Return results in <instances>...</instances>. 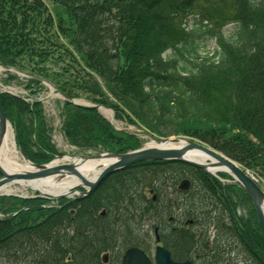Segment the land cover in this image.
Wrapping results in <instances>:
<instances>
[{"label": "trees", "instance_id": "1", "mask_svg": "<svg viewBox=\"0 0 264 264\" xmlns=\"http://www.w3.org/2000/svg\"><path fill=\"white\" fill-rule=\"evenodd\" d=\"M217 4L233 16L207 8ZM191 17L193 31L182 27ZM229 24L234 30L226 36ZM209 41L217 47L201 54ZM0 66L26 74L32 94L47 81L70 99L86 94L108 105L106 87L118 102L111 104L116 118L131 121L128 108L160 137L197 139L264 185V0H0ZM6 75L7 82L20 79ZM0 105L19 149L34 164L49 163L58 151L42 102L3 92ZM61 117L64 137L79 149L121 154L142 145L96 109L65 101ZM219 176L185 162L150 161L53 207L42 208L52 202L39 197L2 196L0 264H105V252L107 264H121L126 249L149 250L147 224L176 261L228 264L233 245L264 264L252 202ZM184 179L191 187L181 191ZM242 205L247 215L239 213ZM211 224L218 231L212 240Z\"/></svg>", "mask_w": 264, "mask_h": 264}, {"label": "water", "instance_id": "2", "mask_svg": "<svg viewBox=\"0 0 264 264\" xmlns=\"http://www.w3.org/2000/svg\"><path fill=\"white\" fill-rule=\"evenodd\" d=\"M65 99L67 98L65 97ZM67 100L70 103L77 106L91 107L100 110V106L98 105L82 104L80 102L71 99H67ZM8 127L10 128L12 127L11 123L7 120L3 112V109L0 105V144L6 135ZM180 140L183 139L168 138L163 140V142L167 143L170 141L172 143H176L179 142ZM183 141H186L187 145L181 147L180 149H160V148H154V147L148 148L142 146L137 150L130 151L124 154L102 153L99 155L90 156L86 159H100L103 156H111L114 158V161L109 165H107L94 181L85 178L81 173H79V171H77L73 167V165L65 164L58 167H50L51 163L47 165H36L31 163L26 157V155L23 152H21L23 157L27 159L32 164V166L35 167L36 170L24 172V173H7L0 165V175H1L0 189L6 184L18 180H34V179L46 178L58 173L62 169L73 173V175L79 178L81 184L76 186L74 189L76 188L84 189L85 191L83 192L82 197H85L89 195L92 191H94L110 174L120 170H124L137 163L150 162V161H180V162H185L201 170L207 171L214 175L217 173H225L233 177L234 181L244 189L249 199L251 200L256 212V216L261 229L262 236L264 238V213H263L264 190L259 185L258 181L254 178V176L248 170L241 167L235 161L231 160L230 158L226 157L224 154L212 149L211 147L205 144L192 140L189 141L183 140ZM190 150L201 151L206 156L205 161L199 162L186 158L185 154ZM222 168H227L229 169L230 172L222 171L221 170ZM213 169L216 171V173L212 171ZM190 185L191 184L188 180H184L182 181L179 188L180 190L186 191L190 188ZM78 192L79 191L74 190L73 194H77ZM37 193L39 194L40 197L46 200H58L69 197L67 195L52 197V196L44 195L41 192H37ZM5 195L21 197L19 195H15L12 193H8ZM123 264H152V261L148 258V256L143 250L139 248H131L125 253V256L123 258ZM155 264H192V262L191 261H186L182 263L175 262L172 259L171 254L168 250L158 246L156 248Z\"/></svg>", "mask_w": 264, "mask_h": 264}, {"label": "rangeland", "instance_id": "3", "mask_svg": "<svg viewBox=\"0 0 264 264\" xmlns=\"http://www.w3.org/2000/svg\"><path fill=\"white\" fill-rule=\"evenodd\" d=\"M48 7L52 10L55 5L52 3H48ZM211 9L209 6L207 7L210 12L213 11L215 13L218 12L219 15L221 16H229L232 17V9L228 7L225 4H217V5H210ZM216 14V13H215ZM178 26V24H177ZM195 22L193 21V18L191 17V21L189 23H183L182 27L185 28L186 30L193 31L195 28ZM224 33L226 36L231 34L234 30V26L229 24L225 26L223 29ZM217 47L215 41H209L206 44L202 43V45L199 46L198 51L201 54H205L207 52H212L215 48ZM171 52H167L165 56L170 54ZM6 69L0 66V91H10L16 95L26 97L28 100L34 101V99H38L42 101L45 116L47 119V122L49 126L52 128V140L55 143V147L58 151V153L64 155H72V156H82V157H87L90 155H97L100 153V149L98 150H93V149H79L76 146H73L69 144L64 137V134L62 133L61 127H62V117H61V110L63 107V99L58 93L53 89V86L45 83L44 88L41 91H38L36 94H32L31 90L26 88V75H23L22 73H17L15 71H12L14 74L17 73L18 76L20 77L19 80H13L10 82L5 81L7 75H6ZM100 85L103 87V82L101 79H98ZM104 92L107 95L108 98V105L107 104H101L103 109H107L111 112L110 116H106L103 111L101 110V113L103 116H105L114 126V129L116 131H123V132H128L132 134H136L138 138L141 141V144L144 145L145 143L149 142V139H161L162 137L156 135L155 133H152L149 129H147L144 125H142L135 117V115L128 109V108H122L125 113H127L129 116L132 117L131 121H126V120H120V119H115V110L113 104H117V100L108 92L106 87H103ZM79 99L81 102L85 103H93L92 101L89 100L88 97H86V94H83L82 97L76 98ZM110 103V104H109ZM123 105V104H122ZM122 107V106H121ZM15 134V133H14ZM15 136V135H14ZM174 138H183V139H188L190 140L191 138L186 137V136H172ZM15 138V137H14ZM198 141V140H197ZM228 176V175H227ZM224 183L228 184H234L232 179L229 176V179H223ZM264 189V185H262ZM16 194L21 195V196H32L34 194L33 191L31 190H26V191H19ZM147 194H149V190H147ZM149 196H151L149 194ZM239 213L247 215L248 213V206L247 205H242L239 208ZM153 224H147L145 226V231L148 233L146 234V240L147 243L146 245L148 247V254L152 261L154 260L155 257V240H154V232L152 229ZM209 234L211 235V240L215 238L216 235H218L217 229L214 227V224H211V227L209 228ZM226 238V237H225ZM224 238V239H225ZM232 245V244H231ZM227 252L231 253L232 252V260L228 262V264H254V261L252 260L251 257L246 256L244 252L239 250L238 248H234L233 245L230 248H227ZM106 255H104L105 259ZM224 264V263H223ZM227 264V263H225Z\"/></svg>", "mask_w": 264, "mask_h": 264}, {"label": "bare ground", "instance_id": "4", "mask_svg": "<svg viewBox=\"0 0 264 264\" xmlns=\"http://www.w3.org/2000/svg\"><path fill=\"white\" fill-rule=\"evenodd\" d=\"M102 111L106 116L111 115V112L107 109L102 108ZM149 140L150 141L145 144V147L180 149L181 147L187 145V142L183 140L176 143H172L170 141L164 143L163 140L158 141L154 139ZM185 157L199 162H204L206 159V156L199 150H190L185 154ZM113 161L114 158L111 156H103L100 159H86V157L82 156L65 155L61 158H56L50 164V167L70 164L73 165V167L85 178L94 181L102 170ZM0 165L7 173H24L36 170L35 167H33L32 164L23 157L17 147L13 130L10 127H8L6 135L0 144ZM221 170L229 171L227 168H222ZM212 171L216 173L214 169ZM80 182L79 178L73 175V173L61 169L58 173L46 178L18 180L8 183L0 189V194L31 190L33 192H41L44 195L52 197L60 195L72 196L74 188L80 185Z\"/></svg>", "mask_w": 264, "mask_h": 264}, {"label": "flooded vegetation", "instance_id": "5", "mask_svg": "<svg viewBox=\"0 0 264 264\" xmlns=\"http://www.w3.org/2000/svg\"><path fill=\"white\" fill-rule=\"evenodd\" d=\"M110 255H111V253H110ZM110 255H109V260H110Z\"/></svg>", "mask_w": 264, "mask_h": 264}]
</instances>
